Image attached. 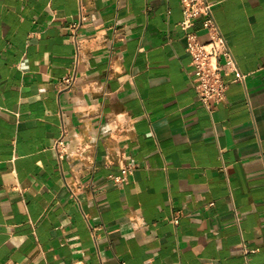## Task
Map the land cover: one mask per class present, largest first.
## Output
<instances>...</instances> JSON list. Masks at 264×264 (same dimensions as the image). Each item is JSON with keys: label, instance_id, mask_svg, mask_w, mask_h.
I'll return each mask as SVG.
<instances>
[{"label": "crops", "instance_id": "crops-1", "mask_svg": "<svg viewBox=\"0 0 264 264\" xmlns=\"http://www.w3.org/2000/svg\"><path fill=\"white\" fill-rule=\"evenodd\" d=\"M208 1L205 107L179 0H0V264H264V0Z\"/></svg>", "mask_w": 264, "mask_h": 264}, {"label": "built area", "instance_id": "built-area-1", "mask_svg": "<svg viewBox=\"0 0 264 264\" xmlns=\"http://www.w3.org/2000/svg\"><path fill=\"white\" fill-rule=\"evenodd\" d=\"M183 19L180 28L185 33L186 53L190 57V70L187 76L190 85L196 91L198 101L205 107L210 103L219 104L224 101L228 89L225 78L234 76V82L244 84L247 75L241 73L233 57L231 48L219 29L213 14V4L208 0H179ZM201 18L203 28L208 34L205 42L190 33L194 20ZM64 79V83L69 82ZM128 170L122 176L112 178L114 185L121 187L126 182ZM171 223L177 224L174 218Z\"/></svg>", "mask_w": 264, "mask_h": 264}]
</instances>
